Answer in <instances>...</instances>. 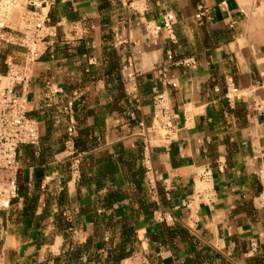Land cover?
Segmentation results:
<instances>
[{"label": "crops", "instance_id": "crops-1", "mask_svg": "<svg viewBox=\"0 0 264 264\" xmlns=\"http://www.w3.org/2000/svg\"><path fill=\"white\" fill-rule=\"evenodd\" d=\"M169 12L172 33L152 36ZM49 18L25 86L40 140L19 149L0 264H264V0H56ZM23 53L5 48L0 64ZM160 95L177 132L154 147L150 188L139 123L151 124Z\"/></svg>", "mask_w": 264, "mask_h": 264}, {"label": "built area", "instance_id": "built-area-1", "mask_svg": "<svg viewBox=\"0 0 264 264\" xmlns=\"http://www.w3.org/2000/svg\"><path fill=\"white\" fill-rule=\"evenodd\" d=\"M56 0H0V50L5 47H17L23 50L25 60L17 63L12 57H6L0 64V211L10 208L12 201L18 194L17 173L19 170V149L21 146H35L39 143L40 132L38 124L27 114V91L25 86L30 80L32 65L37 62L48 48L49 13ZM207 10L199 7L196 14L201 19ZM176 22L174 13L163 16L161 23L148 27L152 36L166 31L172 33ZM169 59L172 56L169 55ZM187 64L186 61H184ZM123 72L128 84L134 82L136 68L132 58H128L123 65ZM173 86L177 84L172 83ZM21 86L22 90H18ZM57 92V89L51 90ZM234 93L238 89H233ZM162 95L155 99V112L152 122L147 126L139 123V135L142 137L141 163L145 169V178L150 188L156 183V171L153 162V150L161 144L167 147L174 142L176 128L169 109L162 106ZM73 102L65 108L67 114L72 112ZM76 123L72 117L67 128V152L73 160L72 168L77 170L82 158L74 145ZM212 175L210 167H203L200 171L202 181H208ZM196 199L202 202L210 201V193L200 190ZM188 208H195V199L187 204ZM160 223H172L171 213L155 215Z\"/></svg>", "mask_w": 264, "mask_h": 264}, {"label": "rangeland", "instance_id": "rangeland-1", "mask_svg": "<svg viewBox=\"0 0 264 264\" xmlns=\"http://www.w3.org/2000/svg\"><path fill=\"white\" fill-rule=\"evenodd\" d=\"M5 48H8V47H5ZM5 48H3V49H5ZM3 49H2V50H3ZM2 50H0V51H2Z\"/></svg>", "mask_w": 264, "mask_h": 264}]
</instances>
